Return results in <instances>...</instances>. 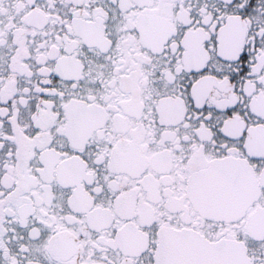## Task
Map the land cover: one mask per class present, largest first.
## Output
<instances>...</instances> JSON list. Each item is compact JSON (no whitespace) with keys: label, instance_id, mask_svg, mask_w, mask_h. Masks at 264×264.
<instances>
[{"label":"snow or ice","instance_id":"6c2138e0","mask_svg":"<svg viewBox=\"0 0 264 264\" xmlns=\"http://www.w3.org/2000/svg\"><path fill=\"white\" fill-rule=\"evenodd\" d=\"M0 264H264V0H0Z\"/></svg>","mask_w":264,"mask_h":264}]
</instances>
